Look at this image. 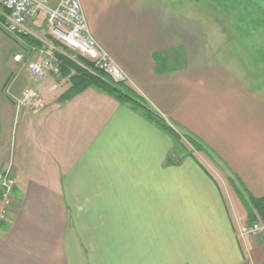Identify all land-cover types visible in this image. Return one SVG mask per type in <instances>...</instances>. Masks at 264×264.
Listing matches in <instances>:
<instances>
[{
  "label": "crops",
  "instance_id": "crops-1",
  "mask_svg": "<svg viewBox=\"0 0 264 264\" xmlns=\"http://www.w3.org/2000/svg\"><path fill=\"white\" fill-rule=\"evenodd\" d=\"M79 2L146 105L214 152L244 196L264 197L260 78L209 59L201 28L165 0ZM26 30L12 37L0 27V171L16 182L0 264H264V235L238 234L264 215L251 221L224 177L227 203L211 173L130 105L74 87L73 72L33 77L27 61L75 52L53 47L41 17ZM26 90L43 108L18 103Z\"/></svg>",
  "mask_w": 264,
  "mask_h": 264
},
{
  "label": "built area",
  "instance_id": "built-area-1",
  "mask_svg": "<svg viewBox=\"0 0 264 264\" xmlns=\"http://www.w3.org/2000/svg\"><path fill=\"white\" fill-rule=\"evenodd\" d=\"M0 8L5 12L0 27L6 34L12 37L23 36L27 33L26 24L41 17L54 41L90 61L94 68L103 72L112 82L126 80L122 70L90 34L79 0H58L55 5H52V0H0ZM25 69L40 80L50 74L59 75V68L51 51L40 59L27 61ZM18 103H31L35 110L44 106L31 90H26ZM15 185V178L10 170L0 171V219L5 218L14 203ZM238 234L241 238L262 236L264 221L259 219L245 224L238 228Z\"/></svg>",
  "mask_w": 264,
  "mask_h": 264
},
{
  "label": "rangeland",
  "instance_id": "rangeland-1",
  "mask_svg": "<svg viewBox=\"0 0 264 264\" xmlns=\"http://www.w3.org/2000/svg\"><path fill=\"white\" fill-rule=\"evenodd\" d=\"M164 4L172 10L185 12L187 24L201 28L196 35L204 44H208L205 53L210 54L209 59L216 58L222 66L236 74H251L260 78L253 83L261 84L263 90L264 0H165ZM167 121L172 126L170 128L179 134L182 146L192 153L191 146L181 135L182 131ZM194 155L218 182L226 202L232 203L233 194L224 187V174L201 154L194 152ZM235 199L237 206L246 212L242 201L234 194Z\"/></svg>",
  "mask_w": 264,
  "mask_h": 264
},
{
  "label": "trees",
  "instance_id": "trees-1",
  "mask_svg": "<svg viewBox=\"0 0 264 264\" xmlns=\"http://www.w3.org/2000/svg\"><path fill=\"white\" fill-rule=\"evenodd\" d=\"M52 45L56 48L60 47L61 49H63V51H65L64 48H62L56 43V41H52ZM66 55L67 54H63V52L53 51V56L58 65L60 74L66 76L67 74L73 72V75L70 76V79L74 81V87L85 88L88 86H93L112 96L119 102L130 105L134 110L140 112L147 120L155 124L163 132L168 134L174 141L175 148L176 150H178L181 156H191L209 174L207 169L196 158L194 152L196 154H201L220 173L224 172L225 166L222 161L218 158V156L214 154V152H212L198 138L186 133L184 129L179 128L182 131V137L191 146L193 150L192 153L189 151L187 153L186 148H184L181 144L179 134L170 128L167 123L168 121L161 117V115L158 114L156 111L149 108L144 102V100H142L141 96L136 92V90L131 87L126 81L114 83L103 72L94 68L93 64L90 61L78 55L77 53L67 56ZM179 149H182V151ZM224 177L230 189L234 192L236 197L240 201H242L244 207L246 208L247 216L248 218H250L251 221L254 219V212L260 214L261 216L264 215V197L254 199L250 196H244L238 189L236 183L228 174H225Z\"/></svg>",
  "mask_w": 264,
  "mask_h": 264
}]
</instances>
